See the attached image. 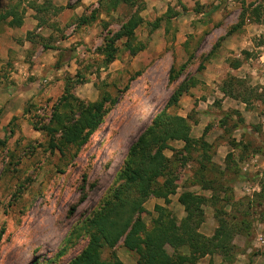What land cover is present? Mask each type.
<instances>
[{"label":"rangeland","instance_id":"rangeland-1","mask_svg":"<svg viewBox=\"0 0 264 264\" xmlns=\"http://www.w3.org/2000/svg\"><path fill=\"white\" fill-rule=\"evenodd\" d=\"M33 1L5 0L3 5L29 6ZM77 1L67 0L65 6ZM162 1L163 6L174 3L167 8L176 17L159 23L166 32L150 29L148 22L159 15L145 19L136 29L137 41L145 48L135 55H129L118 41L117 69L111 63L104 67L96 48L120 27L135 5L120 4L107 11L108 0H97L78 16L61 12L62 8L57 11L59 22L66 24L59 26L55 41L72 35L71 25L79 23L80 16L89 17L91 32H81L74 43L57 45L60 51L55 63L64 59L67 62L60 82L34 87L30 99L23 101L21 113L8 124L0 114V264H66L80 252L87 237L73 236L66 244L67 236L99 208L118 184L117 175L130 145L164 108L173 90L182 81L189 85L193 79L197 83L189 85L168 110L189 114L191 120H196L198 125L191 127L194 137L201 136L203 125L208 127L204 135L211 144L212 162L221 168L212 175L224 171V184L233 189L230 203L220 200L214 207L204 205L205 221L200 231L213 233L217 225L214 209L221 208L236 216L234 220L244 218L252 224L249 237L233 236L245 238L242 248L235 245L236 252L250 247L254 255L264 249V198L256 197L264 192V0ZM176 24H180V32ZM181 64H186L184 70L169 81L171 65L178 70ZM9 65H0V89L11 86L7 79ZM73 75L76 77L68 80V88L78 98L94 101L104 91L116 97V103L110 107L107 104L101 123L75 156L73 150L65 154L52 150L43 127L64 92L66 77ZM231 78L233 85L226 86L230 95H222L219 87ZM45 90L50 94H41ZM171 144L180 148L181 143ZM226 149L232 156L228 168ZM165 154L172 156V150L166 149ZM200 161L199 153L192 152L184 166H175L177 194L184 189L198 191V185H190V178ZM154 200L150 197L144 203L142 218L147 225L155 215ZM171 201L167 207L177 216ZM124 248L118 241L114 248L118 258L128 260L130 256L135 261L134 254ZM101 255L108 257L107 250L103 249Z\"/></svg>","mask_w":264,"mask_h":264},{"label":"trees","instance_id":"trees-1","mask_svg":"<svg viewBox=\"0 0 264 264\" xmlns=\"http://www.w3.org/2000/svg\"><path fill=\"white\" fill-rule=\"evenodd\" d=\"M51 2L52 0H43L42 4L37 5L33 1L30 6L36 11H43ZM120 4L135 5V9L114 33L108 38L104 37L103 43L96 48L97 53L103 57L101 63L104 67L117 58L118 41H122V48L127 50L129 55H135L145 48V44L138 42L136 37V29L145 22L140 15V11L145 8L144 0H108L105 10H115ZM15 10L16 6H12L0 13V20L12 15L8 25L19 26L22 20ZM170 12L171 8H168L164 16L148 22L150 29L159 27L162 20L168 21L172 16ZM90 22L89 17L80 16L78 24ZM58 66L59 63L56 62L54 67ZM185 66L186 64H181L178 70H175L171 65L168 71L169 81H174ZM75 75L66 77L64 92L53 105L48 123L43 126L49 136L50 148L57 149L61 154L73 150L72 156L78 153L97 129L107 111V104L110 107L116 103V97L106 91L94 101L78 98L70 91L71 87L68 88V80L75 78ZM233 79L223 82L220 89L225 95H230L231 91L226 86L228 83L232 86ZM196 83L197 80L193 79L189 85L194 86ZM189 85L182 81L173 90L164 108L130 145L117 175L118 184L91 216L71 230L66 244L73 236L76 238L83 234L87 237V242L66 264H123L114 250L120 240L122 246L134 254L136 264L194 263L206 255H220L222 261L231 263L236 254L233 236L241 234L249 237L252 234L253 227L249 220H234L236 216L221 208L214 209L213 216L217 225L213 233L205 235L200 231L205 221L204 205L211 204L214 207L220 200L230 203L233 199V189L224 184V171H220L219 176L212 175L221 168L212 162L211 144L206 141L204 135L208 127L206 126L201 136L194 137L191 127L196 124V120H191L189 114L182 116L168 110V106L178 103L181 95L188 91ZM223 123L220 122V125ZM172 141H182L183 145L174 148ZM166 149L172 150V156L165 154ZM192 152H198L202 161L193 172L190 185H198L200 190H208L210 194L189 189L178 193L177 200L185 212L179 219L167 205L171 201L170 196L177 194L175 166H184L187 159L192 157ZM230 158L232 156L228 152L225 157L227 168L231 164ZM222 192L223 195L220 196ZM150 197L161 198L164 204H154L155 215L151 218L150 225H147L142 214L146 211L144 203ZM256 197L264 198V192L256 194ZM167 246L172 249L171 253L167 251ZM183 246L188 248V253L180 250ZM103 249L108 252L106 258L101 255ZM32 264L41 263L34 261Z\"/></svg>","mask_w":264,"mask_h":264},{"label":"crops","instance_id":"crops-1","mask_svg":"<svg viewBox=\"0 0 264 264\" xmlns=\"http://www.w3.org/2000/svg\"><path fill=\"white\" fill-rule=\"evenodd\" d=\"M3 1L5 0H0V13H3L5 10L12 7L9 4L3 5ZM34 1L37 5L43 3V0ZM66 1L67 0H52L49 6H47V9L43 11H36L30 5L28 6L23 3V5L16 7L15 10L16 13L21 16L22 22L19 26L8 25L7 22L11 20L12 15H8L6 19L0 20V65L6 62L10 63V73L7 79L8 84H11V86H6L5 88L0 89V114L3 119H5V123H9L13 117H16V115L21 113L20 109L22 107L23 101L30 99V97L33 95L32 93L34 91V87L37 85H44L52 81L55 83L60 82V73L65 67H67V62L66 59H64L59 62L58 68L54 67L56 55L60 51L57 45H67L68 41H72V43H74V41L81 38V32H91V27L88 23L78 25V23L74 22L71 25V32L74 33L72 35H68L69 37H66L63 40L56 39L55 41V36L59 26L62 27L64 24H66L64 22H59L60 20L56 15L60 8H62L61 12L68 11L70 16H78L81 14V11L84 10V7L93 2H97V0H79L71 6H65ZM144 1L145 8L140 12V15L144 20L151 19V15L154 17L156 15L160 16L161 14H165L168 9V4H174L173 2H169L163 6L162 0ZM179 16L182 15L179 14ZM46 18H48V21L45 20ZM170 18L171 19L169 20L172 21L174 16H171ZM178 20L179 17L177 18V22ZM176 25L178 27L177 32H180V24ZM74 27L77 29L73 30ZM153 32H166V28L157 27ZM119 62L120 60L116 58L111 64L115 65L114 68L117 69ZM219 90H221L220 87ZM41 94L49 95L50 93L49 91L45 90ZM222 95L225 94L222 92ZM186 115L182 114V116ZM205 128L206 126L203 125L202 130L204 131ZM175 142L181 143L179 144V147H182V141ZM217 151L219 152V149ZM227 152L228 150L226 153ZM196 192L203 193L204 191L200 190L199 188ZM174 195L175 198H172L173 200L171 201V204H175L178 212L177 217L180 219L184 216L185 212L183 206L177 200L178 194ZM154 198V201L157 204H164L163 199L156 197ZM161 200L163 202H161ZM261 241L263 244L264 238H261ZM233 243L237 245V247L242 248L245 243V238L237 237L233 239ZM180 250L183 253H188V248L186 246L181 247ZM217 256L219 255H206L199 258L194 263L183 264H264V249L261 250V253H256L254 255L250 252V247L244 248L243 250H238L234 260L231 263L224 262L222 261L221 257L217 258ZM120 260L123 262V264H135L134 259H132L130 256L128 260H124L122 258H120Z\"/></svg>","mask_w":264,"mask_h":264}]
</instances>
